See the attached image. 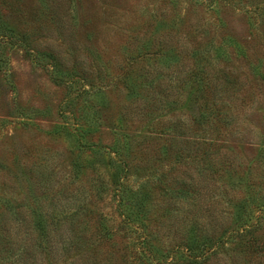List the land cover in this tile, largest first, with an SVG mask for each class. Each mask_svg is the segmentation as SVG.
I'll return each mask as SVG.
<instances>
[{
  "label": "rangeland",
  "instance_id": "374dc122",
  "mask_svg": "<svg viewBox=\"0 0 264 264\" xmlns=\"http://www.w3.org/2000/svg\"><path fill=\"white\" fill-rule=\"evenodd\" d=\"M200 26L204 36L198 31ZM211 38L217 46L225 39L235 40L246 48L249 59L237 56L232 48L233 62L217 65L219 81L227 87L219 86L208 95L209 100L229 96L230 109L237 114L233 128L205 151L217 161L225 155L235 158L243 178L249 167L254 174L264 175V79L258 74L264 73V0H0V236L5 234V222L20 238L33 233L39 199L48 205L49 188L77 184L78 178L74 181L72 175H65L86 158L95 161L85 153L80 163L75 162L78 152H71L65 132L56 129L74 130L92 123L97 132L86 139L111 146L116 132L136 133L135 129L146 130L151 124L155 109L146 103L152 97L150 79L129 78L134 66L131 57L145 41L156 50L163 42L181 46L187 39L192 48L191 44L198 46ZM166 58L157 63L163 64ZM163 73L168 76L170 69ZM125 107L130 114L122 118ZM158 136L153 134L157 140ZM137 143L151 150L160 147L149 138ZM131 154L133 158L151 155L142 164L161 172L158 157L147 149L135 143ZM98 158L105 167L103 154ZM100 163L86 169L87 176L101 173L109 182L108 169ZM87 176L81 180L85 182ZM232 190L229 198L234 196ZM237 191L234 194L241 196L242 191ZM114 211L112 203L102 200L95 208L88 231L92 243L102 233L98 228L102 215ZM17 214L21 215L18 219ZM121 222L115 213L110 224L118 239L105 244L104 252L115 250L116 264H138L148 230L130 231L126 238ZM154 229L152 236L158 238L161 252L180 241L179 233L173 234L174 227L168 231L167 222ZM259 232L264 236V228ZM153 256L150 251L147 264H158ZM25 259L19 264H68L55 263L49 254L40 252ZM0 264H5V249L0 252Z\"/></svg>",
  "mask_w": 264,
  "mask_h": 264
},
{
  "label": "trees",
  "instance_id": "16d2710c",
  "mask_svg": "<svg viewBox=\"0 0 264 264\" xmlns=\"http://www.w3.org/2000/svg\"><path fill=\"white\" fill-rule=\"evenodd\" d=\"M202 27L198 31L204 36ZM191 46L186 39L181 46L163 42L153 50L145 41L137 55L131 57L134 64L128 76L131 81L150 79L152 84V90L148 88L151 100L145 102L155 110L146 130L142 127L135 129L136 133L116 132L113 145L101 146L89 137L86 139L97 132L92 123L85 127L79 125L74 130L56 129L65 132L71 152H78L75 162L80 163L85 153L95 161L86 158L65 175H72L74 181L78 178L77 184L70 188L65 185L49 188L48 205L39 199L33 233L26 232L20 238L18 233L10 232L5 222V234L0 236L5 264L26 262V255L35 256L39 252L49 254L55 263L62 260L68 264H116V251L104 252L105 244L118 239L110 224L115 213L124 224L126 238L130 231L148 230L138 251V264L146 262L150 251L154 252L153 259L158 264H264V236L259 232L264 228L263 173L254 174L249 167L243 178L237 171L241 164L235 158L225 155L217 161L205 151L218 145L225 130L233 128L237 114L230 109L229 96L216 93L217 99L209 100L208 95L219 86L227 87L219 81L217 65L233 62L232 48L244 59L248 60L249 55L246 48L231 39L223 40L218 46L212 38ZM163 56L167 58L158 64ZM165 68L170 69L168 76L163 73ZM258 74L264 79V73L258 71ZM177 91L184 98L180 95L175 98ZM124 109L122 118L130 114L128 108ZM155 133L159 140L153 137ZM261 137L264 148V137ZM147 138L160 147L151 150L148 145L137 143L138 139ZM135 143L158 157L162 165L160 173L142 164L151 155L133 158L131 151ZM102 154L106 168L98 158ZM94 163L108 169L109 182L105 183L101 173L87 176L86 169H94ZM171 174L173 177L168 178ZM83 175L89 177L85 182L81 180ZM132 180L138 184L134 185ZM228 184L233 189L232 198H229ZM235 189L241 190L242 195L234 194L238 192ZM101 200L112 203L115 211L102 215L98 225L102 233L96 234L92 243L88 231ZM20 216L17 214L15 218ZM165 222L168 231L174 227L173 234L179 233L180 241L170 243L168 250L161 252L160 242L157 244L158 238L152 236L151 230ZM17 224L21 226L20 221ZM177 254L180 263L179 259L176 261Z\"/></svg>",
  "mask_w": 264,
  "mask_h": 264
}]
</instances>
